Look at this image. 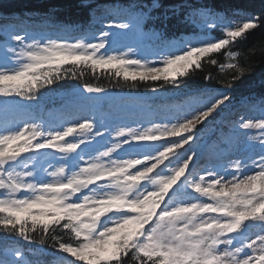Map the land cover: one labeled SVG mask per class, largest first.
I'll use <instances>...</instances> for the list:
<instances>
[{
	"label": "snow or ice",
	"instance_id": "6c2138e0",
	"mask_svg": "<svg viewBox=\"0 0 264 264\" xmlns=\"http://www.w3.org/2000/svg\"><path fill=\"white\" fill-rule=\"evenodd\" d=\"M96 11L87 25L0 17V264H264V99L206 159L200 146L250 72L230 49L264 28V8ZM173 21L191 31L169 38ZM204 62L232 74L168 103Z\"/></svg>",
	"mask_w": 264,
	"mask_h": 264
},
{
	"label": "trees",
	"instance_id": "16d2710c",
	"mask_svg": "<svg viewBox=\"0 0 264 264\" xmlns=\"http://www.w3.org/2000/svg\"><path fill=\"white\" fill-rule=\"evenodd\" d=\"M87 3L88 8H82L81 3ZM152 0H0V17H4L5 20L12 19V14L31 12L33 16L43 15L45 12H51L53 18L62 24L66 25H87L90 20L89 13L96 9V15L103 14L102 10L105 7L111 6H130L136 4H150ZM165 6L171 4L187 3L189 5L208 4L214 6L217 10H223L226 7H241L245 10L253 13H258L260 9L264 8V0H161ZM183 14V13H181ZM4 21L0 20V23ZM175 21L170 24L167 36L172 38L173 36H179L182 32L191 31V29H185L183 27L177 28L173 25ZM213 35L219 36L220 33L214 32ZM231 51H238L236 63H239L242 67H249L250 72L247 73L244 78L237 82V87L230 91L232 100L230 105L225 109L223 113L207 128L203 130L202 139L204 140L201 150L208 151V149H216L219 146V141L223 133H225L230 123H227L226 116L230 111H241L245 109H259V102L264 99V28L252 31L246 40L238 42ZM216 59L224 63L225 54L222 52ZM211 73L216 79L223 80L232 74V70L219 73L217 66H212L204 62V69L196 73L191 80H189V86L182 90H176L169 88L165 92V97L168 103L180 102L189 93H195L198 89L203 88L206 85L204 75ZM93 83H101L102 85L111 88V83L107 79H101L100 81H92ZM75 83V82H68ZM213 88H221L220 84L212 83ZM68 89L58 88L56 93H51L49 97L45 99L46 108L60 107L62 103L61 97L64 96ZM144 88L141 87L137 95L143 94ZM164 103L163 100L154 101V103ZM252 102H255L257 107H252ZM203 128V126H200ZM212 139V140H209ZM209 147V148H208ZM3 241L2 235H0V242ZM22 243V242H21ZM49 252H53L49 249ZM28 258L33 261H42L43 264H52L55 259L54 255L44 256H32L28 255Z\"/></svg>",
	"mask_w": 264,
	"mask_h": 264
},
{
	"label": "rangeland",
	"instance_id": "374dc122",
	"mask_svg": "<svg viewBox=\"0 0 264 264\" xmlns=\"http://www.w3.org/2000/svg\"><path fill=\"white\" fill-rule=\"evenodd\" d=\"M125 43H131V42L125 41ZM237 114H239V115H237ZM259 115H260L259 111H253V110H251V111L246 110L245 112H243L241 114L239 112L236 113L235 111H231L230 113L227 114V120L232 123L233 121H238L240 119V117L256 118ZM257 151H258V149H257ZM54 155H58V154H54Z\"/></svg>",
	"mask_w": 264,
	"mask_h": 264
}]
</instances>
